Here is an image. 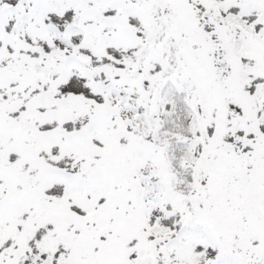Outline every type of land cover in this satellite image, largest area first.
I'll return each mask as SVG.
<instances>
[{
	"label": "snow or ice",
	"instance_id": "snow-or-ice-1",
	"mask_svg": "<svg viewBox=\"0 0 264 264\" xmlns=\"http://www.w3.org/2000/svg\"><path fill=\"white\" fill-rule=\"evenodd\" d=\"M0 264H264V0H0Z\"/></svg>",
	"mask_w": 264,
	"mask_h": 264
}]
</instances>
